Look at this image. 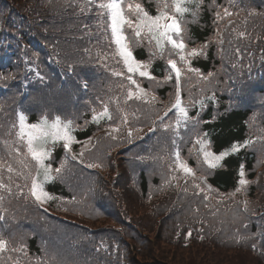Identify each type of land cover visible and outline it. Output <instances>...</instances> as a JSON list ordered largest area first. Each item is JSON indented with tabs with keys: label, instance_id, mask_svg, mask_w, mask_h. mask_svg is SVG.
<instances>
[{
	"label": "trees",
	"instance_id": "16d2710c",
	"mask_svg": "<svg viewBox=\"0 0 264 264\" xmlns=\"http://www.w3.org/2000/svg\"><path fill=\"white\" fill-rule=\"evenodd\" d=\"M104 1L0 0V264H264V148L243 146L253 115L264 128V0H187L185 54L138 15L158 14V3L125 0L128 44L153 76L135 72L134 83L110 13L97 5ZM170 59L182 67L194 113H204L210 149L226 153L216 167L196 159L170 105L163 113L177 96ZM20 113L29 123L63 119L74 150L99 130L113 134L81 162L54 144L57 171L42 202L32 193L37 167ZM185 164L213 189L193 176L175 187L171 174L180 179ZM242 178L245 210L228 195Z\"/></svg>",
	"mask_w": 264,
	"mask_h": 264
},
{
	"label": "rangeland",
	"instance_id": "374dc122",
	"mask_svg": "<svg viewBox=\"0 0 264 264\" xmlns=\"http://www.w3.org/2000/svg\"><path fill=\"white\" fill-rule=\"evenodd\" d=\"M118 11L116 6L114 7V20L115 27L118 22ZM123 54L127 56L129 61L132 60L130 54L127 50L123 49ZM131 59V60H130ZM134 67V65H132ZM248 101V100H247ZM20 122V132L21 135L26 139L29 150L31 154L35 157L38 173L36 177H39V181L35 184V191L37 195H41L46 189V181L52 174L50 159V150L49 146L53 145L66 137H70L69 129L67 126H64L63 123L59 120H49L47 118L42 119L40 122L30 124L27 121V118L24 115H21L19 118ZM93 140H89L84 145V148H89L93 144ZM147 233H145V236ZM150 236H153V233H149ZM147 235V236H149ZM156 253V251H154ZM174 251L172 250V253Z\"/></svg>",
	"mask_w": 264,
	"mask_h": 264
}]
</instances>
